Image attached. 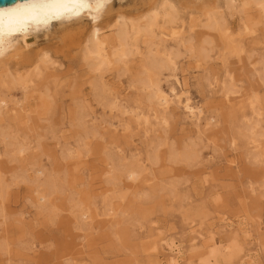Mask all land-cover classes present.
<instances>
[{
  "label": "rangeland",
  "instance_id": "374dc122",
  "mask_svg": "<svg viewBox=\"0 0 264 264\" xmlns=\"http://www.w3.org/2000/svg\"><path fill=\"white\" fill-rule=\"evenodd\" d=\"M181 11L207 31L193 5ZM253 16L257 37L244 42L243 62L228 57L225 64L219 47L208 52V72L195 69L184 50L178 58L175 74L216 118L207 138L177 107L167 125L155 120L156 105L139 98L123 72L115 85L122 98H139L137 107L97 104L85 83L90 69L78 63L58 69L57 80L12 91L26 113L0 129V264H170L167 244L180 250L178 264H204L202 257L227 254L228 246L238 250L232 261L211 264H264V16ZM36 36V47H45L49 38ZM174 80L166 72L162 89L169 92ZM80 88L88 96L76 99ZM40 166L54 191L45 211L32 191ZM128 168L141 171L136 182ZM81 208L93 220L82 221Z\"/></svg>",
  "mask_w": 264,
  "mask_h": 264
},
{
  "label": "bare ground",
  "instance_id": "6f19581e",
  "mask_svg": "<svg viewBox=\"0 0 264 264\" xmlns=\"http://www.w3.org/2000/svg\"><path fill=\"white\" fill-rule=\"evenodd\" d=\"M116 1L118 6L113 0H27L0 8V129L10 119L25 118L26 111L10 99L12 91H27L44 78L57 80L58 69L78 63L90 69L85 83H89L88 94L97 104L111 110L122 102L137 107L139 98L145 95L156 105L155 120L167 125L168 113L177 107L186 114L199 137H208L216 118L207 115L206 107L193 102L185 80L175 74L180 53L184 50V54H189L194 68L203 72H208V52L216 47L225 64L228 57L243 62L244 42L257 37L253 15L264 16V0H134L135 8L130 10L126 9L130 1ZM189 4L205 18L202 27L207 31L197 30L198 22L187 20L181 10ZM235 16L239 17L237 21ZM86 20L90 22L86 24ZM39 32L49 38L40 49L35 42ZM170 44L176 45V50ZM121 72L130 74L129 84L139 97L132 102L122 98L115 85L114 79L119 80ZM166 72L175 79L169 92L161 87V77ZM107 73L113 79H107ZM84 92L80 88L73 95L76 99L88 96ZM231 95L232 91L224 88L225 102L233 101ZM144 122L148 124L149 118ZM253 143L256 149H262L257 140L253 139ZM25 150L21 147L19 153ZM34 174L32 191L37 207L45 211L52 203L53 186L44 181L48 175L43 166L34 169ZM140 174L135 168L126 170L132 182ZM111 180L118 179H108ZM80 216L82 221L93 220L85 208H81ZM223 222L228 225L226 220ZM244 233L249 239L253 237L248 231ZM196 239L193 237L192 241ZM162 250L168 252L170 264H178L179 249L167 244ZM225 250L227 254L210 252L200 260L204 264H211L212 259L231 262L238 253L237 247L228 246Z\"/></svg>",
  "mask_w": 264,
  "mask_h": 264
},
{
  "label": "water",
  "instance_id": "95a60500",
  "mask_svg": "<svg viewBox=\"0 0 264 264\" xmlns=\"http://www.w3.org/2000/svg\"><path fill=\"white\" fill-rule=\"evenodd\" d=\"M27 1V0H0V8L11 6L15 3Z\"/></svg>",
  "mask_w": 264,
  "mask_h": 264
}]
</instances>
